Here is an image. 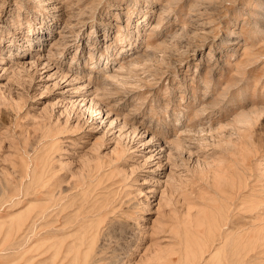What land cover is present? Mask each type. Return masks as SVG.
Listing matches in <instances>:
<instances>
[{
	"label": "rangeland",
	"instance_id": "rangeland-1",
	"mask_svg": "<svg viewBox=\"0 0 264 264\" xmlns=\"http://www.w3.org/2000/svg\"><path fill=\"white\" fill-rule=\"evenodd\" d=\"M263 8L0 0V264H264Z\"/></svg>",
	"mask_w": 264,
	"mask_h": 264
},
{
	"label": "bare ground",
	"instance_id": "bare-ground-1",
	"mask_svg": "<svg viewBox=\"0 0 264 264\" xmlns=\"http://www.w3.org/2000/svg\"><path fill=\"white\" fill-rule=\"evenodd\" d=\"M264 9V8H263ZM261 13V16H259L256 20H255V30H256V33L259 34V35H264V10L260 11ZM136 63L137 60H135V58H131L129 60V63ZM210 80H207L206 79V88L210 87ZM241 82V78H239L238 75L232 77L228 82L227 84H225L223 87H222V90L220 91L219 93V97L218 98H215L216 102L215 103H218L219 101H225L226 103V107H231L230 104L234 102V100H236V97L238 95H240V98L242 99H246L247 98V89L245 88L246 86H244V88L239 85V83ZM217 85V84H216ZM247 85V84H246ZM248 86V85H247ZM205 109V108H204ZM260 110L264 111V108H260ZM251 112H246L245 110H242L240 111L235 119H234V128H236V130H240V127L239 125H244V124H249L251 123ZM233 135V134H232ZM232 141V140H231ZM176 145L178 148L180 147H183L184 146V143L182 140H176ZM194 211H193V207H190L188 212H187V216H188V222H193L194 221ZM228 222H229V219L226 218L224 220V222H222L221 224H217V229L219 230V237L221 238L220 241H225V243L228 241V236L224 237L223 235H221L222 233V229H223V226L226 227V225H228ZM213 228H211V232H212ZM210 232V233H211ZM217 238L215 237L214 240H216ZM214 244L215 242H213V239H212V244H206L205 247L203 249H201L200 251V256H199V260L201 259H204L205 258V255L206 253L208 254L214 247ZM220 250V249H219ZM219 252V251H218ZM218 252L217 253H214L213 256L210 257L209 261H212L214 260V258H216V256L218 255ZM206 260V259H205ZM209 263V262H208Z\"/></svg>",
	"mask_w": 264,
	"mask_h": 264
}]
</instances>
